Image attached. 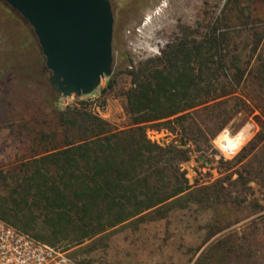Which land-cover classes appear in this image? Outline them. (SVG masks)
I'll list each match as a JSON object with an SVG mask.
<instances>
[{
	"label": "rangeland",
	"instance_id": "rangeland-1",
	"mask_svg": "<svg viewBox=\"0 0 264 264\" xmlns=\"http://www.w3.org/2000/svg\"><path fill=\"white\" fill-rule=\"evenodd\" d=\"M110 2L116 82L108 87V76L91 94L62 96L59 108L85 100L114 128L134 127L125 108L132 85L129 70L160 56L182 36L181 24L191 27L190 38H202L212 29L229 32L225 50L241 52L248 76L245 87L227 102L191 112L178 130L188 127L193 137L147 124L149 139L190 149V159L181 164L191 185L188 194L82 245L58 246L87 264H264V140L255 141L260 132L264 135V0H235L227 9L228 0ZM50 77L33 27L0 0V196L8 190L2 171L35 153L33 137L50 134L52 142L40 143L38 149L61 141L59 132L53 134L57 119ZM225 130L235 138L231 143L248 133V141L232 156L218 144L227 136Z\"/></svg>",
	"mask_w": 264,
	"mask_h": 264
},
{
	"label": "trees",
	"instance_id": "trees-1",
	"mask_svg": "<svg viewBox=\"0 0 264 264\" xmlns=\"http://www.w3.org/2000/svg\"><path fill=\"white\" fill-rule=\"evenodd\" d=\"M181 31L160 56L129 70L132 85L125 108L135 124L129 129L114 128L85 100L59 108L62 94L49 78L57 119L53 134L59 132L61 141L38 149L52 142L50 134L39 132L31 144L35 153L2 171L8 190L0 196V219L50 245L78 246L188 194L191 185L181 164L190 159V149L149 139L147 124L178 133L191 112L227 102L245 87L248 75L241 52L225 50L229 32L212 29L202 38H190L191 27L183 24ZM115 82L112 74L108 87ZM184 129L182 134L193 137ZM262 140L260 132L255 141Z\"/></svg>",
	"mask_w": 264,
	"mask_h": 264
},
{
	"label": "water",
	"instance_id": "water-1",
	"mask_svg": "<svg viewBox=\"0 0 264 264\" xmlns=\"http://www.w3.org/2000/svg\"><path fill=\"white\" fill-rule=\"evenodd\" d=\"M33 27L51 87L63 97L87 95L112 74L114 16L110 0H4Z\"/></svg>",
	"mask_w": 264,
	"mask_h": 264
},
{
	"label": "built area",
	"instance_id": "built-area-1",
	"mask_svg": "<svg viewBox=\"0 0 264 264\" xmlns=\"http://www.w3.org/2000/svg\"><path fill=\"white\" fill-rule=\"evenodd\" d=\"M0 264H82L67 250L36 239L0 219Z\"/></svg>",
	"mask_w": 264,
	"mask_h": 264
},
{
	"label": "bare ground",
	"instance_id": "bare-ground-1",
	"mask_svg": "<svg viewBox=\"0 0 264 264\" xmlns=\"http://www.w3.org/2000/svg\"><path fill=\"white\" fill-rule=\"evenodd\" d=\"M72 96H74V95H72ZM225 131H227V130H225ZM225 131H223V132H225ZM226 135L227 136H225V138H222V140L217 139V140H219L218 144L220 145L221 149L224 151L226 156H232V155L236 154L237 151L239 150L241 144H243L248 139V133L243 132L239 138H236L237 140L235 142L233 141V143H231L230 141L234 140L235 138H232V135L228 131H227Z\"/></svg>",
	"mask_w": 264,
	"mask_h": 264
}]
</instances>
